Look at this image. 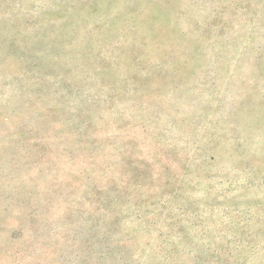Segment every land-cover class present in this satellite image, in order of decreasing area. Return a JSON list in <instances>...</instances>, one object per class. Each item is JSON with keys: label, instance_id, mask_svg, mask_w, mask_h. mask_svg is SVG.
Masks as SVG:
<instances>
[{"label": "rangeland", "instance_id": "obj_1", "mask_svg": "<svg viewBox=\"0 0 264 264\" xmlns=\"http://www.w3.org/2000/svg\"><path fill=\"white\" fill-rule=\"evenodd\" d=\"M0 264H264V0H0Z\"/></svg>", "mask_w": 264, "mask_h": 264}]
</instances>
